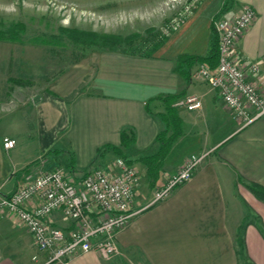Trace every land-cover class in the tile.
Segmentation results:
<instances>
[{
	"label": "crops",
	"instance_id": "0c3cea01",
	"mask_svg": "<svg viewBox=\"0 0 264 264\" xmlns=\"http://www.w3.org/2000/svg\"><path fill=\"white\" fill-rule=\"evenodd\" d=\"M247 6L256 18L237 41L235 53L243 65H261L262 81L264 0H203L152 54L97 51L41 86L33 82L32 62L21 66L27 60L18 44L0 40L3 194L21 186L28 175L54 168H64L76 179L93 165L108 168L117 156L105 150L99 157V149L120 145L126 127L136 134L128 153H155L161 125L146 102L161 95L198 96L202 107H177L183 134L167 154L154 187L147 167L135 163L141 184L133 207L146 206L191 154L208 153L191 179L117 232L120 252L109 258L93 249L47 263L49 252L38 250L28 228L17 216L0 211V264H264V200L250 188L264 187V115L245 123L196 75L199 65L191 68L189 79L175 70L180 54L208 56L217 33L215 20L231 18ZM152 108L163 110L158 101ZM5 138L15 139V147L6 149ZM57 143L62 153L42 157ZM39 202L34 198L28 205ZM48 221L67 232L75 227L62 210L53 211Z\"/></svg>",
	"mask_w": 264,
	"mask_h": 264
},
{
	"label": "built area",
	"instance_id": "2783aa9c",
	"mask_svg": "<svg viewBox=\"0 0 264 264\" xmlns=\"http://www.w3.org/2000/svg\"><path fill=\"white\" fill-rule=\"evenodd\" d=\"M201 1L189 0L177 22L182 23ZM255 18V10L247 6L231 18L215 20L218 63L215 67L201 63L196 72L245 123L264 115L262 67L258 63L241 64L235 53L237 41ZM175 106L195 110L202 107V101L198 96H186L179 98ZM15 145V139H4L6 149ZM207 154H191L167 183L154 192L152 200L138 209L133 207V202L141 184L139 169L123 157H116L108 168H90L79 179L64 168L28 175L10 194L0 190V211L7 210L17 216L28 228L38 250L49 252L47 263L93 249L103 258H109L120 252L117 232L140 211L167 198L176 187L191 179ZM34 198L40 202L30 208L29 201ZM55 210H62L74 222V229L67 232L51 224L48 216Z\"/></svg>",
	"mask_w": 264,
	"mask_h": 264
},
{
	"label": "rangeland",
	"instance_id": "374dc122",
	"mask_svg": "<svg viewBox=\"0 0 264 264\" xmlns=\"http://www.w3.org/2000/svg\"><path fill=\"white\" fill-rule=\"evenodd\" d=\"M2 1L0 28L17 22L26 25V31L22 34L24 41L10 42L18 44L19 52H22L27 60L21 66H28L29 61L32 62L33 82L39 86L46 85V78L52 83L63 71L84 64L85 60L87 61L91 54L97 51L75 46L68 38L65 45L43 44L35 42L33 39L35 36L59 34L61 26L115 33L125 38L138 34L133 44L124 43L120 52L146 55L153 53L154 46L181 24L177 21L182 17L181 14L183 15L185 4L189 2V0ZM57 153H62L61 144L58 143L54 150L43 153L42 157L48 158Z\"/></svg>",
	"mask_w": 264,
	"mask_h": 264
},
{
	"label": "trees",
	"instance_id": "16d2710c",
	"mask_svg": "<svg viewBox=\"0 0 264 264\" xmlns=\"http://www.w3.org/2000/svg\"><path fill=\"white\" fill-rule=\"evenodd\" d=\"M26 31V25L22 22L12 23L6 28H0V40L4 41H19L23 42L22 34ZM138 34H133L127 38L115 34L98 32L94 30L80 29L77 27L61 26L59 34L35 36L34 41L43 44H59L65 45L68 38L75 46L88 48L91 51H120L121 46L125 43L132 45L134 38ZM168 37V36H167ZM164 36L158 44L154 46L156 50L166 39ZM136 54V52H126ZM152 54V53H150ZM146 54V55H150ZM201 63H209L212 67L218 63V36L214 37L212 47L208 56H201L197 54H180L176 59L175 70L183 75L186 79L190 78V71L195 65ZM19 83L20 80H18ZM182 96L179 94H166L149 99L146 102V108L149 113L154 115L160 125L161 129L156 137L158 143V150L152 154L132 155L126 151L127 148L135 144L136 134L132 127H126L121 132V144H107L99 149L98 156L101 157L105 150L112 151L117 157H123L129 163L141 162L147 167V174L150 177V186L154 187L163 171V165L167 154L170 152L174 142L183 134L182 117L175 106V102ZM160 102L163 110L154 111L152 104ZM73 164V161H71ZM98 166H92L95 168ZM251 190L264 200V187L258 184H251Z\"/></svg>",
	"mask_w": 264,
	"mask_h": 264
}]
</instances>
